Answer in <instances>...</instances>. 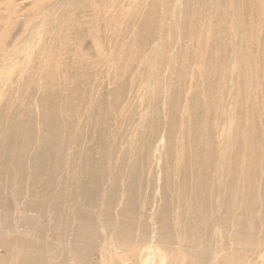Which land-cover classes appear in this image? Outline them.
Listing matches in <instances>:
<instances>
[{
    "label": "rangeland",
    "instance_id": "1",
    "mask_svg": "<svg viewBox=\"0 0 264 264\" xmlns=\"http://www.w3.org/2000/svg\"><path fill=\"white\" fill-rule=\"evenodd\" d=\"M34 1L9 2L6 17L0 15V59L8 61V56L14 60L12 63L0 60V144L8 122L30 121L34 131L23 136L16 156L7 160L5 166L0 157V264H197L198 255L205 260L203 264H221L225 260L228 264H264V257L260 256L264 252V166L257 168V175L250 179L256 193V211L246 212L242 209L246 168L243 163L232 173L210 164L207 174L196 164L202 158L208 165L228 148L229 139L220 146L216 143L229 134L232 102H215L208 115L199 108L193 119L191 115L180 117L177 113L190 138L196 131L199 142L192 151L185 149L186 157L173 149L165 164H161L163 153L158 143L153 157L140 165L145 195L151 193L146 181L150 182L152 177H170L172 181L163 206L167 208L165 211L160 199L150 210L139 211L133 217L137 238L144 226L146 239L129 247L114 244V229L108 226L107 216L120 212L125 198L120 189L113 209L105 206L114 178L124 186L129 168L144 157L146 141L156 130V124L164 123L168 117L161 99L151 92L150 81L145 82L147 73L159 71L163 76L164 60L183 51L191 57L197 53L201 64L217 63L212 31L205 28L199 29V33L189 30L175 34V40L167 45L163 0H131L135 6L129 20L124 14L126 8L107 11L108 0H71L78 2L65 6L60 0H37L40 7ZM147 4L154 9L147 8ZM33 8L40 14L33 16ZM228 8L235 13L236 7L230 4ZM148 18H156L158 22L155 40L153 35L141 32ZM32 21L42 24L38 36H43L46 49L40 55L33 54L32 45L31 54L18 64L15 55L26 54L22 45L28 41L25 31ZM162 29L165 38L160 34ZM260 35L264 37V30ZM260 35L248 44L251 49L246 46L252 60L239 70L241 84L235 76L232 81L240 84V88L248 83L261 94L264 38L258 41ZM137 39L140 41L130 47ZM229 44L233 68L241 43L230 38ZM46 63L50 64L44 70L42 65ZM13 65L16 70H8ZM222 79L225 86L217 81L218 90H229L231 78ZM189 82L184 91L188 92L191 84L192 95L208 87L206 80L202 84L194 79ZM230 91H238L237 86ZM51 103L57 108V139L61 145L52 168L47 174H40L35 157L42 146L43 118ZM256 107V112L264 113L259 102ZM180 138L178 135L174 140L178 143ZM208 148H214L212 159L209 154L206 157ZM179 158L188 160V173L174 166ZM90 159L102 166L95 175V182L102 188L96 206L85 205L81 195ZM149 160H154V165ZM162 169L171 171L165 173ZM155 184L161 185L158 180ZM199 193L208 200L202 206L197 199ZM159 197L157 194L155 201ZM79 212L90 218L89 230L84 233L79 231ZM57 214H66L69 224L58 223L54 218ZM41 217L48 221L43 222ZM240 227L247 229L252 238L244 241L235 238Z\"/></svg>",
    "mask_w": 264,
    "mask_h": 264
},
{
    "label": "bare ground",
    "instance_id": "2",
    "mask_svg": "<svg viewBox=\"0 0 264 264\" xmlns=\"http://www.w3.org/2000/svg\"><path fill=\"white\" fill-rule=\"evenodd\" d=\"M9 2L14 4L15 0H0V15L3 17H6L8 14ZM77 2L60 0L63 6ZM33 4L40 7V3L37 0ZM230 4L232 7H236L234 14L228 8ZM134 6L135 3L131 0H108L106 3L107 11L126 8L124 14L127 20L130 19ZM146 7L150 10L154 9L152 4H147ZM161 8L166 11L164 27L167 28L168 40L164 36L163 29L160 31V34L165 38L167 45L175 40V34H185L189 30L199 33V29H210L212 31L211 40L215 47L217 63L201 64L197 61V53L195 57H191L183 51L173 59L164 60L166 73L163 76L160 75L159 71L153 75H151L150 71L147 73L145 82L150 81V90L153 94L157 95L158 99H161L164 108L167 109L168 117L164 123L158 121L156 124V130L153 131L152 136L146 141V153L144 157H140L129 168L124 186L119 185V181H116V178H114V182L109 188L107 194L109 202L105 205L109 209H113L115 206L114 201L120 196V189H123L125 193L122 210L115 215L107 216L109 228L114 229L112 231V238L115 241L112 243L123 247L141 243L148 235L144 226L139 230V238L135 234L133 217L137 212L150 210L152 206L159 203L160 199L163 201L162 210L165 211L167 208H163V206H165L169 197L168 195H170L169 187L172 184L170 177H152L150 182L147 180L146 185L151 188V193L148 196L145 195L142 191L144 180H142L143 172L140 165L145 162L144 160L153 157V153L158 148V143L159 151L163 153L161 164H165L171 158L173 149L176 152L181 151V155L186 157L187 155L183 153L185 149L188 147L192 151L193 147L199 142V135L196 131L192 133V138H190V133L184 129L182 120L176 116L177 113H179L180 117L191 115L193 119L198 114L199 108L208 115L210 109L216 106L215 102L217 104L234 103L232 118L228 119L229 128L227 130L229 134H224L219 142L216 143L217 146H220L222 142H226L229 139L228 148L224 149L221 156L214 162H209L207 165L200 158L196 164L203 169L204 174H207L210 164L232 173L237 166L243 163L246 167L243 170L245 181V188L242 192L244 201L243 211H256V193L252 183H250V179L257 175V168L264 166V154H262L264 149V113L256 112V103L259 102L264 106V92L261 91L260 94L256 90L257 88L248 83L240 88L241 74L239 72L240 68L249 65L252 60L249 52L246 51V46L251 49L248 44L253 43L255 38L264 30V0H163ZM90 11L95 15V11ZM39 14V10L33 8L32 15L37 16ZM201 22L203 23L200 24ZM156 24H158L156 18H148L145 24L142 25L141 32L145 31L147 35H153V40H155L158 32H156ZM41 27L42 24L40 22L32 21V24L25 31L28 41L23 43L22 48L26 49V54L15 55L16 58H19L16 61L18 64L22 62H19L21 58L31 54L30 47L32 45L35 46L33 54L40 55L41 51L44 48L46 49L44 41H42L43 36H38ZM197 36L193 37L190 42L192 43ZM230 38L241 43V49L237 50V64L233 68L230 67L229 60L230 44L227 45ZM263 38L260 35L258 41ZM17 41L20 42V40ZM139 41L140 39L135 40L130 47L135 46ZM6 59L8 61H4L2 58L0 60H3L5 63L14 62L12 57L6 56ZM211 59H213V55H211ZM47 64L50 63L42 65L44 70ZM8 70H16L15 65L9 67ZM232 76H235L240 84L234 83ZM228 77L231 78L229 90L228 88L226 90L222 88L218 90L216 82L220 81L224 87L222 78L228 79ZM189 79H194L197 84H202L206 80L208 87H206L205 91L197 90L192 95L191 91L194 87L191 84L188 86L189 91H184L187 83H190ZM250 81H252V78H250ZM235 86H237L238 91L231 92L232 90L230 91V89H234ZM183 103L185 104L184 106H182ZM43 120V141L41 149L35 157V164L40 174H47L52 168L51 165L54 162L55 154L61 145V142L57 139L58 120L57 108L54 103H51V107L46 111ZM189 130L192 132L191 129ZM33 133L30 121L26 122L22 119L14 123H7V128L0 144V146L2 145V151L0 147V157H2V164L4 166L7 164V160L16 156L18 151L17 145L22 142L23 136L26 134L32 135ZM178 135L181 137L180 141H178L179 144L174 140V137ZM232 141H234L233 145H231ZM206 151V157L208 158L209 154L210 159H212L214 148H208ZM149 161L154 165V160ZM174 166H179L186 173L189 172L188 160L185 158L177 159ZM101 169L100 162L91 159L87 161L85 176L82 175L85 180L81 183V195L83 196L84 204L87 206L98 205L97 198L100 197L102 188L95 182V178ZM162 170L165 173L171 171ZM155 180L160 181L161 185L157 186ZM205 181L207 182V179ZM262 192L264 193V179ZM157 194L160 197L155 201ZM218 194L219 191L217 192ZM197 199L200 201L201 206L203 202L208 201L204 198L203 193H199ZM77 216L80 220L79 231L81 233L88 231L90 225L89 216L84 212H79ZM54 218L63 226L69 224L66 214H57ZM41 219L43 222L48 221L45 217H41ZM144 222L146 221L143 220ZM198 229H202V227H198ZM186 230H192V228H187ZM253 232L254 234L257 233L255 229H253ZM248 233L247 229L240 227L234 236L244 241L252 238V234ZM202 252L205 253V251ZM260 256L264 257V252L261 251ZM200 257L201 255H198L197 264L205 263V260L203 258L200 259ZM209 257V255H206V258L210 260ZM228 262V260H225L221 264H228Z\"/></svg>",
    "mask_w": 264,
    "mask_h": 264
}]
</instances>
